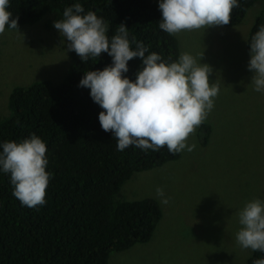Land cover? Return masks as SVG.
<instances>
[{"label": "trees", "instance_id": "1", "mask_svg": "<svg viewBox=\"0 0 264 264\" xmlns=\"http://www.w3.org/2000/svg\"><path fill=\"white\" fill-rule=\"evenodd\" d=\"M77 2L85 12L93 11L104 19L109 39L124 23L130 40L134 36L149 52H157L167 62L178 59L176 37L159 28L161 13L155 0H10L8 9L10 19H17L18 29L49 14L53 21L61 19L63 10ZM258 3L262 7L245 34L244 50L248 53V42L264 25V0H239L227 24L231 28L239 26L248 10ZM43 23L46 29L53 26L49 19ZM5 29H9L7 25ZM225 33L223 27L212 33L222 39L220 51L231 48L224 45ZM50 34L51 30L45 32V36ZM70 57L71 64L59 83L43 79L27 86H11L8 114L0 119V141L39 136L47 147L46 171L50 176L45 203L29 208L13 196L10 176L0 173V264H108L114 253L149 241L163 213L156 197L119 198L121 186L134 173L193 160L191 152L174 154L166 147L145 152L130 146L117 151L116 139L100 127L98 114L102 109L91 99L89 89L78 87L84 72L104 68L111 58L102 53L82 62L74 51H70ZM140 67V58H133L124 75L134 80ZM227 81H233L230 72ZM213 120L208 114L188 139L196 145H207ZM230 173L225 172L224 177ZM197 218H187L188 226L197 225ZM221 227L216 231L223 239L229 238ZM195 236L200 247L223 264L224 250L218 252L224 248L222 242L213 244L212 239L204 240L197 233ZM262 257L264 253L252 252L246 264Z\"/></svg>", "mask_w": 264, "mask_h": 264}, {"label": "rangeland", "instance_id": "2", "mask_svg": "<svg viewBox=\"0 0 264 264\" xmlns=\"http://www.w3.org/2000/svg\"><path fill=\"white\" fill-rule=\"evenodd\" d=\"M261 7L256 4L239 26L227 29L224 45L230 49L220 51L222 39L212 35L219 25L174 34L178 54L190 53L198 62L202 54L200 62L211 68L210 83L219 86L217 106L209 112L214 119L210 141L204 148L187 138V143L195 144L191 163L183 159L137 172L121 186L117 194L121 199L156 197L159 202L155 190L160 187L168 194V203H159L163 213L150 240L114 253L108 264H219L212 252L200 247L195 233L213 244L222 242L224 248L218 252L224 250L223 264H246L251 256L253 251L241 248L235 235L244 204L264 201V92L255 91L250 82L249 53L244 50L245 34ZM44 19L50 26L54 22L49 14L33 25L0 34V119L8 114L14 84L27 86L43 79L56 84L68 71L66 40L53 26L46 29ZM47 30L52 34L45 36ZM228 71L232 82L227 81ZM191 217H199L197 228L188 226L186 219ZM219 226L229 238L220 236Z\"/></svg>", "mask_w": 264, "mask_h": 264}, {"label": "clouds", "instance_id": "3", "mask_svg": "<svg viewBox=\"0 0 264 264\" xmlns=\"http://www.w3.org/2000/svg\"><path fill=\"white\" fill-rule=\"evenodd\" d=\"M9 3L0 0V34L6 25L17 29V19H10ZM238 6L239 0H158L159 28L174 35L219 25L226 32L231 28L227 24L232 9ZM53 27L82 62L102 53L111 58L104 68L84 72L78 87L89 89L91 99L102 109L98 114L100 127L116 139L117 151L130 146L145 152L162 147L174 154L193 151L195 144H188L187 138L206 120L219 93V86L209 81L211 68L200 62L202 54L199 62L187 52L167 62L134 36L130 40L124 23L109 39L104 19L93 11L85 12L79 2L66 7ZM248 43L250 82L255 91L264 92V25ZM133 58L141 60L134 80L124 75ZM46 151L45 142L35 134L20 141H0V173L10 176L12 194L22 206L33 208L45 203L50 176ZM155 191L160 202L167 204L164 190L157 187ZM238 216L241 228L235 235L237 244L264 253V201H247ZM253 264H264V257L253 260Z\"/></svg>", "mask_w": 264, "mask_h": 264}]
</instances>
